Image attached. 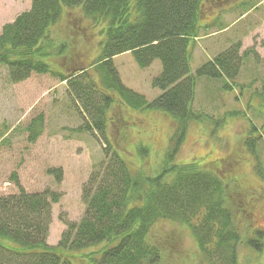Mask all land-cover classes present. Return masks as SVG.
I'll return each mask as SVG.
<instances>
[{"label": "trees", "instance_id": "obj_1", "mask_svg": "<svg viewBox=\"0 0 264 264\" xmlns=\"http://www.w3.org/2000/svg\"><path fill=\"white\" fill-rule=\"evenodd\" d=\"M77 7L100 26L103 39L93 64L74 67L67 74L53 69L47 60L68 46L54 45L50 31L65 8ZM202 11V0H31L28 10L2 26L0 65L7 68L10 80L49 73L67 83L82 116L87 114L79 129L100 136L104 159L83 185L82 217L66 223L55 245L46 239L58 192H27L17 175H11L18 191L0 196V264H159L164 248L151 239L150 230L163 220L191 230L205 259L201 264H238L242 237L234 210L239 204L232 205L228 183L195 162H176L189 122L205 119L192 110L197 77L221 80L222 89L230 90L237 85L234 79L248 54V50L240 53L239 45L231 46L192 73V47L201 29H209L200 22ZM123 52L131 53L141 68L160 61L161 71L152 79V86L161 90L156 98L149 100L123 84L112 61ZM90 67L96 68L97 79L90 76ZM256 94L264 108V81ZM113 102L133 110L164 111L175 119L170 146L155 174L132 170L109 142L107 111ZM43 125L42 114L30 120L26 126L30 142L41 135ZM261 127L252 125L244 141L252 153L256 139H264V119ZM145 151L139 148L141 155ZM47 171L61 180L60 167ZM263 240L264 230L257 229L246 244L261 251Z\"/></svg>", "mask_w": 264, "mask_h": 264}, {"label": "rangeland", "instance_id": "obj_2", "mask_svg": "<svg viewBox=\"0 0 264 264\" xmlns=\"http://www.w3.org/2000/svg\"><path fill=\"white\" fill-rule=\"evenodd\" d=\"M30 6L31 0H0V32L4 24ZM202 8L200 22L209 29H201L194 42L191 72L234 45L240 46V53L248 50V54L234 79L237 85L230 90L222 89L221 80L197 77L192 110L205 119L189 122L176 162H195L228 183L232 205L239 204L234 210L242 237L237 245L238 264H264V240L261 251L246 244L255 230H264V139H256L255 153L244 145L251 126L261 130L264 119V108L256 94L264 81V0H202ZM99 29L81 8H65L50 36L54 45L66 42L68 46L62 54L53 52L48 57L51 67L68 74L74 67L93 64L103 39ZM112 61L127 87L149 100L161 93L152 86V79L161 71L158 59L141 68L131 53L123 52ZM95 71V67L88 69L97 79ZM94 97L98 100L97 95ZM107 112L109 142L132 170L155 174L170 146L175 119L164 111L133 110L119 102H113ZM39 114L44 118L43 132L30 142L26 126ZM83 116L68 84L56 76L31 73L23 81L12 82L7 68L0 65V196L17 193L13 173L27 192H58L46 239L53 245L60 240L67 222H78L82 217L83 185L104 159L100 136L79 129ZM142 146L146 148L144 155L139 153ZM58 167L62 169L60 181L47 171ZM150 237L164 248L159 264L205 261L191 230L180 222H156Z\"/></svg>", "mask_w": 264, "mask_h": 264}]
</instances>
